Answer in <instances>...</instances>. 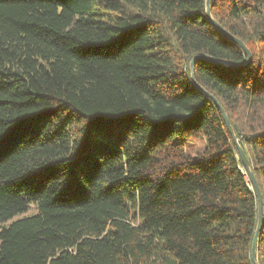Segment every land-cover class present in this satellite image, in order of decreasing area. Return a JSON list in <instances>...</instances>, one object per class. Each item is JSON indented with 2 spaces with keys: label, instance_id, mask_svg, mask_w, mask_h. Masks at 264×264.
Listing matches in <instances>:
<instances>
[{
  "label": "trees",
  "instance_id": "trees-1",
  "mask_svg": "<svg viewBox=\"0 0 264 264\" xmlns=\"http://www.w3.org/2000/svg\"><path fill=\"white\" fill-rule=\"evenodd\" d=\"M209 6L250 59L206 0H0V264H254L209 94L264 264V0Z\"/></svg>",
  "mask_w": 264,
  "mask_h": 264
},
{
  "label": "water",
  "instance_id": "water-1",
  "mask_svg": "<svg viewBox=\"0 0 264 264\" xmlns=\"http://www.w3.org/2000/svg\"><path fill=\"white\" fill-rule=\"evenodd\" d=\"M209 1L210 0H206V14H207V17L212 21L213 25L225 36V37H228L230 38L231 40H233L234 42H236L240 47L241 49L245 52V54L247 55L248 59H250V52L249 50L247 49V47L245 46V44L239 40L238 38L232 36L228 31H226L215 19L212 18L211 16V13H210V6H209ZM201 58H204V59H207V60H210V61H213L215 63H218V61H216V59L212 58V57H209V56H206V55H203V56H200ZM198 58V56L194 57L191 62H190V67H191V71L193 69V64H194V60ZM224 67H227V68H231V67H235V64H230V63H226L224 62L222 64ZM193 76V74H191ZM209 96H211L216 104V106L219 108L220 110V113L222 115V118H223V121L229 131V133L231 134L232 136V139L235 143V146H236V149H237V152H238V155H239V158L248 174V178H249V181L251 183V186L255 192V196H256V199H257V205H258V225H257V228H256V231H255V234H254V237H253V241H252V247H251V258H252V261L254 264H257L256 262V245H257V235H258V231H259V228H260V223H261V219H262V216H261V213H262V198H261V193H260V189L258 187V184H257V181L255 179V176L253 174V171L251 169V166H250V162L249 160L247 159L245 153L243 152L241 146L239 145L238 143V140H237V137H236V134H235V131L221 105V103L215 99L211 94H209Z\"/></svg>",
  "mask_w": 264,
  "mask_h": 264
},
{
  "label": "rangeland",
  "instance_id": "rangeland-1",
  "mask_svg": "<svg viewBox=\"0 0 264 264\" xmlns=\"http://www.w3.org/2000/svg\"><path fill=\"white\" fill-rule=\"evenodd\" d=\"M205 147L203 139L197 141L184 140V149L190 155H196Z\"/></svg>",
  "mask_w": 264,
  "mask_h": 264
}]
</instances>
